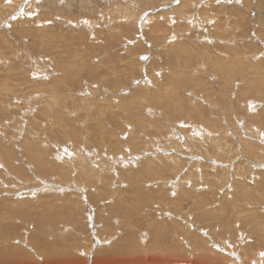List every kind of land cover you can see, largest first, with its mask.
<instances>
[{"label": "rangeland", "instance_id": "obj_1", "mask_svg": "<svg viewBox=\"0 0 264 264\" xmlns=\"http://www.w3.org/2000/svg\"><path fill=\"white\" fill-rule=\"evenodd\" d=\"M256 144L264 148V0H0V213L13 194L5 216L23 196L55 208L63 199V214L34 208L54 219L18 220L38 227L39 242L86 232L77 242L95 250L108 231L141 238L130 217L168 214L167 231L154 224L147 242L152 228L159 241L192 243L225 227L218 239L241 254L244 242L264 243ZM176 222L196 224L200 237ZM12 230L4 246L18 244ZM190 249L180 253L192 262Z\"/></svg>", "mask_w": 264, "mask_h": 264}, {"label": "bare ground", "instance_id": "obj_2", "mask_svg": "<svg viewBox=\"0 0 264 264\" xmlns=\"http://www.w3.org/2000/svg\"><path fill=\"white\" fill-rule=\"evenodd\" d=\"M11 2V1H10ZM184 2V1H183ZM182 2V3H183ZM195 7V6H194ZM129 10V9H128ZM135 14V12H133ZM132 14V13H131ZM51 15V14H50ZM136 15V14H135ZM134 15V16H135ZM137 16V15H136ZM133 17V15H132ZM190 17V16H189ZM139 19V18H138ZM39 22V21H38ZM215 56V55H214ZM236 92V91H235ZM105 98V97H104ZM262 101V100H261ZM121 102V101H120ZM123 104V103H121ZM115 105V104H114ZM119 106V105H118ZM117 106V107H118ZM116 107V108H117ZM229 122V121H228ZM88 133V132H87ZM92 133V132H91ZM93 134V133H92ZM134 134V132L132 133ZM235 135V133L233 132V136ZM43 136V135H42ZM236 136V135H235ZM247 136V135H245ZM237 137V136H236ZM244 137V136H243ZM251 137V136H249ZM255 138V137H254ZM255 139H259L258 137ZM34 142V141H33ZM32 142V143H33ZM245 142V141H244ZM45 143V142H44ZM43 143V144H44ZM31 144V143H30ZM26 145V144H25ZM35 145V144H34ZM38 145V144H37ZM201 145H205V144H201ZM257 145V144H256ZM263 144L257 145V149H260L262 151H264L263 149ZM33 146V145H32ZM47 146V145H46ZM186 146V145H185ZM31 147V146H30ZM32 148V147H31ZM33 149V148H32ZM232 149V148H231ZM35 150V149H34ZM259 150V151H260ZM39 151V150H38ZM35 153V152H34ZM28 154V153H27ZM26 154V155H27ZM30 154V152H29ZM32 154V153H31ZM38 154V153H37ZM36 154V155H37ZM34 155V154H33ZM29 156V155H28ZM38 156V155H37ZM36 157V156H35ZM31 158V157H30ZM33 159V157H32ZM36 159V158H34ZM36 161V160H35ZM9 162V161H8ZM148 162V161H146ZM33 163V162H32ZM41 163V162H40ZM137 163V162H136ZM37 164V163H36ZM15 165V164H14ZM17 165V164H16ZM21 165V164H20ZM11 166V165H10ZM19 166V165H18ZM158 167V166H157ZM17 168V167H16ZM21 167H19L20 169ZM23 168V167H22ZM24 169V168H23ZM22 169V171H23ZM21 170V169H20ZM19 170V171H20ZM254 170V169H253ZM252 170V171H253ZM256 170V169H255ZM14 171V169L12 170ZM18 171V170H17ZM6 172V171H5ZM258 173V172H257ZM24 174V172L22 173ZM16 176V175H15ZM255 176V175H254ZM49 177V175H48ZM46 178V177H45ZM139 178V177H138ZM263 178V177H262ZM11 179V178H10ZM20 179V178H19ZM22 179V178H21ZM60 179V178H59ZM132 179V178H131ZM141 179V178H140ZM31 180V179H29ZM28 180V181H29ZM1 181V180H0ZM27 181V182H28ZM131 181V180H130ZM42 182V181H41ZM44 182V180H43ZM46 182V181H45ZM44 182V183H45ZM132 182V181H131ZM134 182V181H133ZM26 183V181H25ZM135 183V182H134ZM13 184V183H12ZM48 184V183H47ZM53 184V183H52ZM1 185V184H0ZM23 185V184H22ZM58 185V184H57ZM98 185V184H97ZM102 185V184H101ZM179 185V184H178ZM3 186H6L5 183H3ZM1 185V189H3L2 195H3V191L4 188ZM11 186V185H9ZM27 186V185H26ZM46 185L43 184V189H41L42 191H48L50 187V189H52V191L54 190L55 192L57 191L58 194H62V193H66L67 190L69 191L70 188L69 186L65 189L64 187L61 186H49V184L47 185V187H45ZM132 186V185H131ZM25 187V186H24ZM29 187V186H28ZM33 187V186H32ZM179 187V186H178ZM7 188V187H5ZM20 188V187H19ZM35 188V187H34ZM117 189V187H115ZM131 188V187H130ZM23 189V188H22ZM31 189V188H30ZM136 188H131V190L128 188V190H130L131 193V197H136ZM148 189V188H147ZM147 189L145 190V192L147 191ZM65 190V191H64ZM73 190V188H72ZM72 190H70L72 192ZM140 190V189H139ZM19 191V190H18ZM69 191V192H70ZM24 192H26L24 190ZM32 192V190H29L27 193ZM42 192V193H44ZM23 192L21 191V194ZM73 193V192H72ZM130 193V192H129ZM141 193V192H139ZM103 194V193H102ZM106 194V193H105ZM138 194V192H137ZM9 195H11V193H9ZM14 195V194H13ZM13 195L12 197L10 196L7 200V208L4 209V213H0V231L3 230L2 233H0V236L5 235L6 233H4V231H8V230H12L10 229L15 228V230H12L10 233L15 232V231H19L20 234L19 239H18V244L14 245H10V243L8 246H4L3 243H1L0 240V264H264V252H262V250L260 249V247H264V243L263 244H257V242H244L241 246V254H236L234 253L231 249H232V245H234L233 243L229 244V241L226 242L225 239L224 240H219L218 238H221L222 236L226 237L225 234V227H223L224 229H221L222 232L221 235L216 234V232L214 231H208L206 234V236L201 237L199 240L201 242H197V241H192V243L190 242V240L187 238L188 236H185L182 238H179V240H175V242L173 243L172 240H170L169 238H165L159 241L160 237L158 236L159 234L154 233V228H152V232L150 233V235L152 237H155L154 239H152L151 241L148 240V242L145 240V238L147 237V234H149V229L155 224H161L160 226L156 227L158 228L157 232L161 229H163V231H167L168 227H167V223H162V220H158L156 219V217H154L151 220H146L144 217L142 218H132L133 220L131 222H134L135 220L137 221V228L135 227L133 229V231H139L138 229H142V231L140 233L142 234L141 238H135V239H130L127 240V238H122L121 236H119V233H112V234H116L115 237L117 240H115V242L111 245H109V241H113L111 240L112 235L109 234V231L105 234H103L102 236L106 239L103 240L101 237V239L103 240V242H101L100 244H98V247L93 250V248H89V245L87 247V245L84 246V242L82 241H78L77 239H81V240H89V236H86L87 233L84 232L83 233H76V232H70V237H74L75 239L71 240V241H63V242H56L55 240L57 239H49L47 237H42L40 239L41 242H39L38 237L36 236V234L34 233L35 230L38 228L36 226H33L34 231L30 232L29 229H27V227H25V225H21L19 224L18 220L21 221L22 223L25 222L26 225H30V223H38L40 220L37 219V215L41 214V220H45V219H54V218H49L52 217L54 215L53 212H47V211H53L54 209H59L60 213H61V206H59L60 204H63V199L61 200L60 204L58 205L57 208H55L54 206L52 207H48L47 206V201L42 204H40L39 206L37 204H31L30 203L32 201H29V198L26 197H22L21 199V203L19 206L17 207H13V211H9V213L11 214L10 216H5L4 214L9 210V207L12 206L13 203ZM20 195V194H19ZM25 195V194H24ZM74 195V194H73ZM78 195V194H77ZM76 195V196H77ZM184 195V194H183ZM255 197H259L262 194L259 192L255 191ZM7 196V195H6ZM46 196V195H45ZM61 198L63 195H60ZM105 196V195H104ZM140 196V195H139ZM138 196V197H139ZM178 196V195H177ZM42 199L46 198L44 197V195L42 194L40 196ZM39 197V198H40ZM38 198V199H39ZM53 198V197H52ZM81 198V197H80ZM130 198V197H128ZM141 198V197H140ZM56 199V198H55ZM67 199V198H66ZM139 199V198H138ZM250 199V198H249ZM17 200V199H16ZM15 200V201H16ZM36 200V199H35ZM135 200V199H134ZM142 200V199H140ZM49 201V200H48ZM58 201V200H57ZM60 201V200H59ZM132 201V200H131ZM249 201V200H248ZM251 201V200H250ZM5 202V201H4ZM3 202V203H4ZM127 202V201H126ZM143 202V201H141ZM145 202V201H144ZM148 202V201H147ZM221 202H224L221 201ZM236 202V201H234ZM233 202V203H234ZM257 203H260L259 201H256ZM255 202V204H256ZM263 202V201H262ZM77 205V202H75ZM130 203V202H129ZM132 203V202H131ZM157 203V202H156ZM251 203H254L251 201ZM135 204V203H134ZM197 204H201L200 202H197ZM196 204V205H197ZM237 204V202L235 203ZM240 204V203H239ZM238 204V205H239ZM27 205V207H26ZM55 205V204H54ZM160 205V204H159ZM232 205V204H231ZM234 205V204H233ZM2 204H0V208H1ZM178 206V205H177ZM201 206V205H199ZM221 206V205H220ZM225 206V205H224ZM223 206V208H224ZM241 206V205H240ZM38 207H44L45 210H47L46 212L40 211V209H34V208H38ZM76 207V206H75ZM235 207V206H234ZM244 207V206H243ZM29 208V210H28ZM199 208V207H198ZM200 209V208H199ZM242 209V208H241ZM248 209V208H247ZM258 210V208H253ZM80 210V209H79ZM224 210V209H223ZM235 210V209H234ZM240 210V209H239ZM55 211V210H54ZM137 211V210H135ZM214 211V210H213ZM233 211V210H232ZM236 211V210H235ZM241 211V210H240ZM239 211V212H240ZM245 211V209H244ZM252 211V210H251ZM65 211L62 210L63 214ZM168 212V211H167ZM224 212V211H223ZM243 212V210H242ZM262 212V211H261ZM78 213V212H77ZM149 213V212H148ZM165 213V212H164ZM196 213V212H195ZM200 213V211H199ZM233 213V212H232ZM235 213V212H234ZM237 213V211H236ZM241 213V212H240ZM246 213V212H245ZM249 213V212H248ZM59 214V212H58ZM161 214V213H159ZM215 214V212H214ZM244 214V213H243ZM250 214L253 217H257L258 216V212L252 213L250 212ZM66 215V214H65ZM80 215V214H79ZM128 215V214H127ZM162 215V214H161ZM171 215V214H170ZM186 215V214H185ZM239 215V214H237ZM129 216V215H128ZM128 216H126L125 218L128 219ZM189 216V214H188ZM213 216V215H212ZM236 216V214H235ZM241 216V215H240ZM248 216V215H247ZM163 217H165L163 215ZM168 217H170L168 214H166V219L167 222L169 221ZM177 217V216H176ZM180 217H182L180 215ZM187 217V215H186ZM238 217V216H237ZM236 217V219H237ZM246 217V216H245ZM185 219V216L183 217ZM182 218V219H183ZM239 218V217H238ZM248 219V217H246ZM244 218V219H246ZM250 218V216H249ZM79 219V217H78ZM161 219V218H160ZM242 218V220H244ZM13 220H16V222L18 224H14L15 222ZM42 220V221H43ZM220 220V219H219ZM251 220V218H250ZM64 222V219L62 220ZM72 221L74 222V218H72ZM75 221H77V219H75ZM79 221V220H78ZM191 221V220H190ZM201 221V220H200ZM223 221V220H222ZM238 221V220H237ZM249 221V220H247ZM129 222L128 224L125 225H131ZM165 222V221H164ZM185 222H189V221H185ZM184 222V223H185ZM230 222V219H229ZM240 222V220H239ZM246 222V221H243ZM51 223V222H50ZM55 223V222H54ZM57 224H59V222H56ZM62 223V222H61ZM182 222V225L184 224ZM65 224V223H63ZM120 224V223H119ZM133 224V223H132ZM135 224V222H134ZM146 224H149L146 225ZM181 224V223H180ZM180 224H177V231L179 233L182 234H196V232L193 230L195 227L197 228V225L195 224V226H193L191 223L187 225V227L184 224V226L181 228ZM226 224V222L224 223ZM222 223V225H224ZM54 225V224H53ZM121 225V224H120ZM144 225V226H143ZM219 225V224H218ZM239 225V223L237 224ZM60 227V225H58ZM79 226V224L77 225ZM134 226V225H133ZM132 226V227H133ZM136 226V224H135ZM173 226V224H172ZM124 227V225H123ZM150 227V228H149ZM171 227V226H170ZM169 227V228H170ZM194 227V228H193ZM53 228V227H52ZM222 228V227H221ZM51 229V228H49ZM54 229V228H53ZM51 229V230H53ZM198 229V228H197ZM73 230L76 231L75 228H73ZM131 230V229H130ZM171 230V228H170ZM212 230V228H211ZM55 231V229H54ZM121 232L123 230H120ZM199 231V230H198ZM48 232V231H47ZM50 232V230H49ZM227 232V231H226ZM147 233V234H146ZM204 232H201L202 236L204 235ZM219 233V232H218ZM231 233V232H230ZM68 234V233H67ZM139 234V233H138ZM211 234H215V237H213ZM245 234V233H244ZM38 235V234H37ZM58 234H56L57 236ZM66 235V234H65ZM140 235V234H139ZM200 234H196L197 237ZM9 236V235H8ZM55 236V237H56ZM98 236V235H96ZM60 237V236H59ZM66 237V236H65ZM170 237V236H169ZM237 237V236H236ZM51 238V237H50ZM58 238V237H57ZM64 239V237H62ZM61 238V239H62ZM67 238V237H66ZM114 238V239H115ZM196 238V237H195ZM193 236V240L195 239ZM2 239V238H1ZM10 239V238H9ZM14 239V237H13ZM36 239V247H32L31 244L33 242V240ZM60 239V240H61ZM173 239V238H172ZM108 240V241H107ZM262 240L263 237H262ZM17 241V240H16ZM14 241V242H16ZM58 241V240H57ZM12 242V241H11ZM92 242V241H91ZM259 242V241H258ZM87 243V242H86ZM228 247H223V246H227ZM174 246L178 248V251H174ZM212 246V247H211ZM236 246V245H235ZM173 247V248H172ZM188 247H191L190 251L193 253L192 257L194 259H196L195 261L193 260L192 262L188 259L185 260V255L181 254L180 251H185ZM186 252V251H185ZM190 254V253H189ZM200 255V256H199ZM189 257V256H188Z\"/></svg>", "mask_w": 264, "mask_h": 264}]
</instances>
